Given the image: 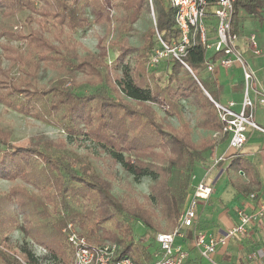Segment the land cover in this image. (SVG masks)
Here are the masks:
<instances>
[{"label": "trees", "instance_id": "trees-1", "mask_svg": "<svg viewBox=\"0 0 264 264\" xmlns=\"http://www.w3.org/2000/svg\"><path fill=\"white\" fill-rule=\"evenodd\" d=\"M151 4L164 41L178 40L175 10L166 0H151ZM263 7L264 0H236L232 32L238 33L239 11L256 15ZM108 9L118 16L110 17ZM149 9V0H0V15L9 19L0 26L4 39L0 42V103L58 127L69 140L84 138L105 155L96 158L105 166L101 173L94 156L76 152L66 138L36 139L28 147L14 148L12 133L2 126L0 116V180L11 184L0 194V264H21L1 248L15 231L45 250L54 264H69L72 252L65 229L70 223L89 245L114 244L118 257L150 264L158 252L154 236L176 226L204 154L228 139L214 104L204 94L220 102L223 89L212 76L200 74L208 57L199 42L184 59L197 81L176 60L165 62L163 77L149 72L147 63L156 46L152 27L143 34L140 46L131 45L134 25ZM14 17L23 20L24 29H14ZM92 21L108 30L106 37L98 38L96 53L74 39ZM109 52L115 55L112 60ZM130 57L133 64L128 62ZM42 70L54 74L47 85L39 81ZM238 86L243 90V83ZM182 101L195 110L194 126L184 116ZM156 108L178 126L164 124ZM194 128L206 135L194 140ZM116 165L136 183L149 176L153 181L149 194L138 197L128 188L120 197L113 195L114 176L106 169ZM227 172L237 193L258 190L248 159H231ZM139 225L149 231L148 236L136 237ZM146 239L153 243V253L144 245ZM14 254L29 264H40L29 245Z\"/></svg>", "mask_w": 264, "mask_h": 264}, {"label": "built area", "instance_id": "built-area-1", "mask_svg": "<svg viewBox=\"0 0 264 264\" xmlns=\"http://www.w3.org/2000/svg\"><path fill=\"white\" fill-rule=\"evenodd\" d=\"M236 0H166L167 4L175 10L174 25L179 31L178 40L172 39L166 43L164 33L156 28L153 19L156 46L147 63L148 70H156L168 60H176L194 77V72L184 61L189 50L199 42L209 54L205 70L214 74L216 69H229L238 66L241 70L243 91L240 110L235 111L236 103L229 101L226 104L213 101L220 122L223 124V133L227 134L228 150L237 152L247 141V132L255 131L264 136V121L259 124L254 120L255 106L264 107V92H257L252 88L254 72L245 67L242 54L238 48L239 37L232 32L231 17ZM150 10L153 16L151 0ZM211 30V32H210ZM253 53L260 54L257 49V40L254 34L248 37ZM221 53L216 59H212ZM225 152L214 158L210 166L205 167L203 176L195 185H190L186 202L178 216L174 229L160 232L155 235L158 252L150 264H221L217 259L218 254H226L231 244H237L236 262L231 264H264V232L254 234L252 228L264 227V197L257 199L255 194H250V199L257 200L253 211L242 208L235 209V218L229 227L217 229H196L198 210L201 203L207 202L213 194V189L226 172ZM195 179L192 176V180ZM67 243L71 248L69 264H134L130 258L118 257L117 246L114 244L89 245L87 240L80 236L73 224H68L65 229ZM249 242L245 247V242ZM35 247V246H34ZM21 264H29L15 255V250H8ZM45 256V250L35 247ZM195 250L196 258L193 259L191 251ZM35 254V253H34ZM194 262V263H193ZM62 264V263H57Z\"/></svg>", "mask_w": 264, "mask_h": 264}, {"label": "rangeland", "instance_id": "rangeland-1", "mask_svg": "<svg viewBox=\"0 0 264 264\" xmlns=\"http://www.w3.org/2000/svg\"><path fill=\"white\" fill-rule=\"evenodd\" d=\"M264 8V7H263ZM108 14L110 17H117L118 14L114 9H108ZM154 13V11H153ZM87 15L89 16L90 20H93V16L87 11ZM257 17L262 16V11H258L256 14ZM17 18L16 23L14 24V29L22 30L24 29L23 20L19 17H14V19ZM155 18L156 23V17L155 14L152 16V12L149 9V13H145L143 17L134 25L135 31L129 38V41L132 46L138 47L141 45L142 42V36L147 31L148 28L152 27L154 29L153 19ZM6 17H1L0 15V26L5 25L9 21V19ZM12 20V19H11ZM11 20L9 23H11ZM115 24L111 25V30L108 33V37L111 39L114 35L113 27ZM107 29L103 25H96L93 23L91 26L84 28L82 30H79L75 33L74 39L78 42H80L86 49H88L91 52H97V40L98 38L106 37ZM4 39L0 38V42H3ZM154 40L156 42L155 36ZM14 46H18V41L12 43ZM115 57V55L112 52H109V59L112 60ZM129 64H133V58L130 57L128 59ZM4 67L7 66V61H4L3 63ZM164 70H165V64H161L155 71L156 74L160 77L164 76ZM149 72H151L149 70ZM200 74L202 76H206L205 71L202 69L200 70ZM54 80V74L48 70H42L39 76V81L43 85H47L50 82ZM66 87L69 86V84L65 85ZM183 106V112L185 118L191 123L192 126H194L196 114L195 110L192 106L187 104V102L182 101ZM157 109V108H156ZM157 113L162 117V122L164 124H171L173 127L178 126V122L175 121L173 118H167L163 114L162 110L157 109ZM0 116H1V124L4 128L8 129L12 133V139L11 144L14 148L16 147H28L32 142H34L36 139H39L40 141H46V140H56L58 138H66V140L69 143L70 148L74 149L78 153H84L88 152L94 156V162L97 165V171L104 173L105 166L102 165L101 162H98L96 158H104V154L100 152V149L90 141H87L84 138H78L77 142L73 140H69L67 135L58 127L46 124L44 122L34 120L30 117L23 116L19 113H16L14 111H11L10 109H7L3 104L0 103ZM204 136L203 133L197 129L194 128V134L193 139L197 140L199 137ZM130 161H133V158L130 157ZM106 171L108 173H111L114 177L111 179L112 181V193L113 195L120 197L126 191L128 188H131L133 193L140 197L142 195L149 194V187L152 184V179L147 176L140 179L139 183L134 182L133 177L130 176L127 172H125L119 165H116L114 168H107ZM197 169L194 171V178L191 179L190 185H195L201 178V176L198 173ZM224 179V178H223ZM221 179V180H223ZM216 186L217 190L220 188V182ZM223 184V183H222ZM11 184L7 181L0 180V194L6 193L9 189ZM216 190V191H217ZM232 190L229 189L228 186H225V189L219 190V198L218 200L221 201L222 205H225L229 203L232 199ZM187 198V197H186ZM231 206L237 207L234 202H231ZM213 211V212H212ZM202 219L206 221L209 225L216 224V223H222L223 221H226V215L224 213L218 214L216 210H206L203 211ZM232 213V212H230ZM177 223V221H176ZM175 228V227H174ZM173 228V229H174ZM172 230V229H171ZM170 231V230H169ZM168 232V231H167ZM134 233L136 237H141L143 235L148 236L149 231L145 230L142 226H136ZM155 237V236H154ZM10 241L8 244H5L4 247H6L8 250L14 251L17 248H20V246L23 245H29L35 254H41L38 252V250L35 249L34 246L30 244L29 240H26L23 238L22 234L19 231L13 232L10 237ZM153 243H151L150 239H146L144 241V245L149 248V252L153 253ZM40 264H54V260L50 258L49 255H45L43 257H40L39 260ZM224 264V263H223Z\"/></svg>", "mask_w": 264, "mask_h": 264}, {"label": "crops", "instance_id": "crops-1", "mask_svg": "<svg viewBox=\"0 0 264 264\" xmlns=\"http://www.w3.org/2000/svg\"><path fill=\"white\" fill-rule=\"evenodd\" d=\"M262 16L257 17L255 14H246L244 11H239V30H238V48L242 54L243 61L245 67L248 70L254 72V78L252 82L253 90L257 92H264V8L261 9ZM250 34H254L257 40V49L260 51L259 55L253 53V49L250 47L248 37ZM209 54H207V57ZM165 64L166 63H162ZM206 75L212 76L216 79L218 85H220L223 89L222 95L220 97V103L226 104L229 101H234L236 106L234 108L235 111L240 110V104L242 101V88L238 86V84L242 83V76L241 70L238 66H232L229 69H216L214 74H209L204 70ZM205 92V91H204ZM205 94V93H204ZM254 120L261 124L264 121V107L263 106H255L253 112ZM202 132V131H201ZM203 133V132H202ZM206 135V133H203ZM212 136L216 137L215 134ZM227 140L225 143L220 144L213 150L211 153L207 152L204 154V163L202 166L196 168L199 171V175L202 177L205 171V167L210 166L212 160L218 156H221L225 152L227 153L226 158V172L223 175L220 182V188L217 190L215 187L213 189V194L210 199L205 202L201 203L198 210V218H197V225L196 229H203V230H215L218 227H229L235 218V209L242 208L246 211H253L256 205L257 200L250 199V194H255L257 199L260 197H264V136L255 131H248L247 132V141L245 146L237 151L232 152L228 150ZM236 156L246 158L253 164V168L255 170V179L259 183L257 188L258 190L249 193L248 195H244L241 193H237L230 185V175L227 172L229 163L231 159L235 158ZM195 169V170H196ZM242 178H244L243 173H241ZM233 178V177H232ZM246 180V178H244ZM219 183V182H218ZM223 183V184H222ZM218 185V184H217ZM225 186H228L229 189L232 190V199L229 203L222 205L221 201L218 200L219 198V190L225 189ZM217 190V191H216ZM234 202L237 207L231 206V202ZM216 210L218 214L224 213L226 217V221L222 223H216L209 225L202 219V215L206 210ZM213 212V211H212ZM220 212V213H219ZM232 212V213H230ZM252 232L254 234H261L264 232V227L260 230L256 227L252 228ZM249 242H245V247H248ZM193 259L196 258L195 250L191 251ZM237 255V244H231L227 253L218 254L217 259L221 262V264H231L236 262ZM194 263V262H193ZM203 264V262H201Z\"/></svg>", "mask_w": 264, "mask_h": 264}, {"label": "water", "instance_id": "water-1", "mask_svg": "<svg viewBox=\"0 0 264 264\" xmlns=\"http://www.w3.org/2000/svg\"><path fill=\"white\" fill-rule=\"evenodd\" d=\"M205 93V92H204Z\"/></svg>", "mask_w": 264, "mask_h": 264}]
</instances>
